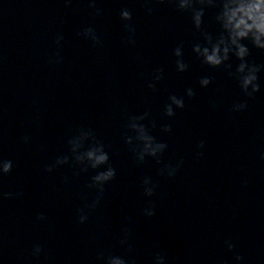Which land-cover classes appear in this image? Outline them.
Listing matches in <instances>:
<instances>
[{
    "label": "water",
    "instance_id": "obj_1",
    "mask_svg": "<svg viewBox=\"0 0 264 264\" xmlns=\"http://www.w3.org/2000/svg\"><path fill=\"white\" fill-rule=\"evenodd\" d=\"M96 6L100 15L88 0L68 7L64 0H0V158L13 161L12 172L0 177V193H23L0 198V264H102V251L135 264H154L163 252L166 264H236V253L242 264H264V71L258 74L261 91L250 99L222 68L195 57L199 33L189 13L157 0L147 5L151 13L144 0H96ZM123 8L132 12L134 43L120 19ZM215 14L207 9L202 26L213 34ZM87 27L101 45L77 35ZM57 35L64 37L63 61L49 64ZM181 43L189 64L184 73L173 56ZM249 47V60L264 63V53ZM232 62L234 70L238 61ZM155 68H163L164 79L152 91ZM203 76L212 78L207 88L198 83ZM189 87L193 98L184 96ZM171 94L184 96L185 107L167 118ZM245 101L246 110H231ZM145 111V124L157 122L151 134L168 145L160 164L152 158L137 164L123 140L127 117ZM165 123L171 133L161 131ZM81 126L108 146L116 169L83 224L78 210L96 198L87 187L95 172L76 175L78 168L69 165L44 171L67 152V138ZM201 141L205 146L198 149ZM180 160L175 176L158 174ZM145 177L156 185L152 197L141 187ZM150 204L156 215L146 217ZM41 213L44 221L36 219ZM126 228L131 251L119 243ZM36 244L43 248L39 258L31 255Z\"/></svg>",
    "mask_w": 264,
    "mask_h": 264
},
{
    "label": "clouds",
    "instance_id": "obj_2",
    "mask_svg": "<svg viewBox=\"0 0 264 264\" xmlns=\"http://www.w3.org/2000/svg\"><path fill=\"white\" fill-rule=\"evenodd\" d=\"M151 0H144L146 11L151 13L153 9L147 7ZM158 3H169L176 6V9L181 12L190 14L191 22L196 33H199L198 42L192 44V52L195 57L200 60L202 65L209 68H222L229 78H234L243 93L248 98H254L255 94L261 91L259 83V73L264 71V63L258 64L255 61L249 60L251 56V48H254L264 53V0H157ZM65 6L71 5L72 0H64ZM88 7L95 10L96 15L102 13V9L96 6V0H88ZM207 9H215V22L218 25V30L215 34L204 30V17ZM132 12L127 8L120 11V19L124 21V29L130 34L129 42L134 43L133 36L135 27L130 23L132 21ZM78 36L85 38L95 45H101L102 41L97 35L96 30L92 27L84 28L77 33ZM64 37L57 35L55 44L57 51L48 59L49 64H60L63 58L59 48ZM183 44L177 45L173 49L175 57V67L178 73L187 72L189 64L184 59ZM232 58L238 63L235 64L233 70ZM164 79L163 68H155L151 74L148 88L156 91L157 84ZM210 76H203L198 83L201 88H207L212 83ZM196 93L193 88L185 89L184 96L188 98L195 97ZM171 94L168 97V102L164 105L163 116L167 118L174 117L177 109H184L185 98ZM215 107V105H213ZM248 108L247 102L234 103L231 110L233 112L244 111ZM150 112L145 111L142 114H133L127 117L125 124L126 132L123 136L124 143L129 146L133 158L137 164H143L146 158H152L157 164L161 163V156L168 148L164 142L157 141L156 137L151 134V130L157 127L155 120L145 124L144 121L149 120ZM164 133H171V124L165 123L160 126ZM132 133L129 135L127 133ZM30 137H22L23 143H28ZM67 152L59 155L56 159L45 165L44 171L52 172L58 167L69 165L78 168L75 173H87L89 170L95 172L91 176L90 182L87 184L89 189L96 190V198L91 203H86L83 208L79 209L78 223L83 224L88 220V212L94 210L99 205L105 192V185L111 182L116 177V169L110 163V156L107 150L108 146L97 138L95 131L90 127L81 126L74 134L67 138ZM204 141L198 145V149L204 148ZM203 152H197L200 157ZM260 159L264 161V153H261ZM183 161H178L175 165L166 164L159 169V175L173 177L176 175ZM13 170V161L0 158V177L6 176ZM146 197H152L156 191V185L151 177H145L142 181ZM15 196H22L23 193H0V198L11 199ZM146 217L156 215L155 207L149 205L144 209ZM38 221L46 219L44 214L37 215ZM131 231L123 230V238L119 241L121 246L127 245L128 251L132 250V245L129 243ZM228 251L232 252L236 246L231 241H225ZM43 252L41 245L36 244L32 248L31 255L39 258ZM167 253H156L154 256V264H166ZM97 259L102 264H135L134 259L126 260L122 256L113 255L111 253L100 252ZM236 264H242L244 257L239 253L234 256Z\"/></svg>",
    "mask_w": 264,
    "mask_h": 264
}]
</instances>
